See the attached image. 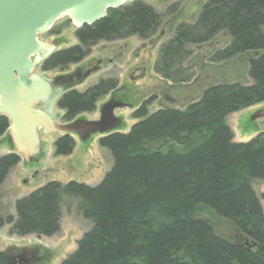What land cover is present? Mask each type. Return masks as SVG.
Here are the masks:
<instances>
[{"label":"trees","instance_id":"1","mask_svg":"<svg viewBox=\"0 0 264 264\" xmlns=\"http://www.w3.org/2000/svg\"><path fill=\"white\" fill-rule=\"evenodd\" d=\"M160 22L161 15L143 0L109 9L103 19L75 31L78 44L53 53L40 67L78 63L101 40L147 39ZM263 27L264 0H207L194 22L177 25L161 45L155 72L173 82L190 80L193 74L182 68L192 53L187 46L224 31L231 41L213 60L252 52L251 83H213L183 108L148 113L153 98L143 101L133 113L140 120L128 132L99 139L112 166L97 185L48 182L16 200V219L0 218V229L11 223V234L51 236L58 229L59 203L70 195L79 199L92 227L60 264H264V211L252 187L264 181V133L235 142L226 123L229 114L264 101ZM115 88L113 79H103L83 92L64 93L58 101L63 119L93 111L99 97ZM8 126L0 116V136ZM54 146L57 155H68L74 140L65 135ZM19 160L15 154L0 157V185ZM201 212L234 224L241 240L217 235Z\"/></svg>","mask_w":264,"mask_h":264},{"label":"rangeland","instance_id":"2","mask_svg":"<svg viewBox=\"0 0 264 264\" xmlns=\"http://www.w3.org/2000/svg\"><path fill=\"white\" fill-rule=\"evenodd\" d=\"M143 1L161 15L159 27L149 38L130 36L112 41L101 40L90 46L85 57L78 63L49 71H43L41 65L35 68V72L52 77L77 71L83 74L93 66H98L86 78L81 76L75 82V89L79 92L103 79H113L116 82L115 90L99 97L93 111L83 112L77 118L97 119L101 105L108 102L109 98H116L122 106L114 110V116L120 123L114 130L125 133L140 120L134 118L133 113L149 98H153L147 107V112L151 113L168 106L183 108L197 100L206 87L216 82L251 83L248 68L252 52L236 55L229 60H213L216 51L223 49L231 41V37L224 31L217 34L212 41L187 46L192 53L182 64V68H188L187 74H193L190 80L173 82L163 79L154 70L161 45L173 36L177 25L194 22L207 0ZM75 30L67 16H64L54 22L51 30L40 35V39L57 40V48L64 49L79 43ZM263 106L264 101L227 116L226 123L233 132L235 142H247L258 134L256 120L259 119L255 120L254 116ZM55 112L58 121L62 122L64 110L55 107ZM39 135V161L26 163L20 159L8 170L0 185V218L5 222L16 219V200L28 196L46 183L56 181L65 185L74 181L95 186L112 166L111 154L100 145L99 139L102 135L99 133L91 134L85 140L71 135L74 148L68 155L55 153L54 142L61 134H42L39 130ZM12 151L5 132L0 136V157ZM252 187L264 211V181L255 180ZM58 208V229L51 236L11 234V223H5L0 229V251L17 258L23 256L29 259L25 264H60L75 251L77 242L92 227V222L82 215L79 199L75 196H63ZM199 214L211 220L217 235L231 242L241 240V233L228 220L216 217L211 212ZM35 253V257L39 258L33 262L31 258Z\"/></svg>","mask_w":264,"mask_h":264},{"label":"water","instance_id":"3","mask_svg":"<svg viewBox=\"0 0 264 264\" xmlns=\"http://www.w3.org/2000/svg\"><path fill=\"white\" fill-rule=\"evenodd\" d=\"M136 0H0V116L9 120L7 141L24 162L39 161L42 134H111L119 119L114 110L122 104L110 99L99 108L97 119L76 118L59 122L55 107L79 78L96 68L46 76L35 68L56 52L57 40L43 41L54 22L67 16L75 29L91 26L115 9ZM259 120H256V119ZM264 133V106L254 116ZM21 258L0 251V264H21Z\"/></svg>","mask_w":264,"mask_h":264},{"label":"flooded vegetation","instance_id":"4","mask_svg":"<svg viewBox=\"0 0 264 264\" xmlns=\"http://www.w3.org/2000/svg\"><path fill=\"white\" fill-rule=\"evenodd\" d=\"M92 68H98V66H93ZM92 68H90V69H92ZM73 90H75V89H73ZM113 99H116V98H113ZM108 100H110V98ZM35 255H36V253L34 254L33 258H31V259H33L32 260L33 262H34V260L36 261L39 258V257H35ZM20 258H21V260H20L21 261V264H25L24 262H28L29 261V259H25L23 256H20Z\"/></svg>","mask_w":264,"mask_h":264}]
</instances>
